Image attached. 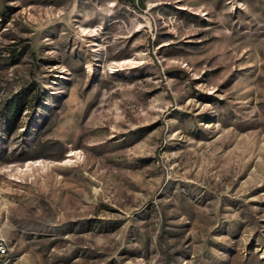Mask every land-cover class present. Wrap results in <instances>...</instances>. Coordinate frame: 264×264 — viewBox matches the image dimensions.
<instances>
[{
  "label": "rangeland",
  "instance_id": "obj_1",
  "mask_svg": "<svg viewBox=\"0 0 264 264\" xmlns=\"http://www.w3.org/2000/svg\"><path fill=\"white\" fill-rule=\"evenodd\" d=\"M0 236V264H264V0H0Z\"/></svg>",
  "mask_w": 264,
  "mask_h": 264
},
{
  "label": "built area",
  "instance_id": "obj_2",
  "mask_svg": "<svg viewBox=\"0 0 264 264\" xmlns=\"http://www.w3.org/2000/svg\"><path fill=\"white\" fill-rule=\"evenodd\" d=\"M6 250L4 249V238L0 236V255L5 254Z\"/></svg>",
  "mask_w": 264,
  "mask_h": 264
},
{
  "label": "crops",
  "instance_id": "obj_3",
  "mask_svg": "<svg viewBox=\"0 0 264 264\" xmlns=\"http://www.w3.org/2000/svg\"><path fill=\"white\" fill-rule=\"evenodd\" d=\"M128 1L135 3V4H138V3L144 4L146 2V0H128Z\"/></svg>",
  "mask_w": 264,
  "mask_h": 264
},
{
  "label": "bare ground",
  "instance_id": "obj_4",
  "mask_svg": "<svg viewBox=\"0 0 264 264\" xmlns=\"http://www.w3.org/2000/svg\"><path fill=\"white\" fill-rule=\"evenodd\" d=\"M4 249L6 250L7 249V247H6V244H5V241H4ZM7 259H9V258H7ZM2 260V259H1ZM4 260V259H3ZM6 261V260H5Z\"/></svg>",
  "mask_w": 264,
  "mask_h": 264
}]
</instances>
